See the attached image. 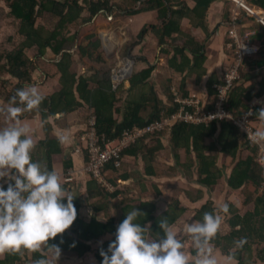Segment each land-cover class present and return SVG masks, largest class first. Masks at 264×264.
<instances>
[{
  "label": "trees",
  "instance_id": "trees-1",
  "mask_svg": "<svg viewBox=\"0 0 264 264\" xmlns=\"http://www.w3.org/2000/svg\"><path fill=\"white\" fill-rule=\"evenodd\" d=\"M5 1L10 8L8 17L13 18V23L17 26V33L20 36V40L13 43V49H0V77L4 78L9 75L16 81L12 89L9 88L7 100L17 88L35 84L33 75L38 70L47 50L55 57V60H58L55 64L61 75L62 89L51 97H44L39 104L38 108L44 119L55 117L58 114L73 113L85 105L86 110L91 112L87 118L90 116L96 118L97 134L101 138L119 140L128 129H133L135 126L146 127L153 122L163 121L178 114L182 107L176 103L177 96L174 90H179L180 97L188 98V93H186L188 80L196 76L197 80L201 81L202 75L207 74L204 66L208 60L207 43L212 33L206 19L216 0H190L195 4L194 7L189 5L188 0ZM176 1L177 3H175ZM246 2L264 11V0H246ZM105 12L107 15H112L114 19L157 13V23L146 25L138 36V41L131 45L128 51L132 52L148 37H153L158 41L163 54L171 55L170 68L174 73L185 75V79L179 84L175 81V76H171L164 91L168 99L167 102L159 98L154 88L147 91L146 83L155 71L153 68L145 69L144 72L131 77V97L127 100L124 98L127 92L124 85L120 86L117 91L112 90L109 70L103 74L100 72L97 76L89 79L77 78L76 74L70 72L75 57L74 52H72L74 49H76V54L80 53L88 58L97 56L96 60L101 61L100 38L95 32L82 37L81 28L82 24L92 26L94 18ZM243 12L247 14L246 11ZM44 14L58 18L52 30L37 25V20ZM231 15L232 10L229 8L226 14V22L229 24L232 22ZM249 17V20L257 19L253 15ZM239 18L243 17L240 16ZM186 19L192 21L193 30L201 29L205 32L206 38L203 41L185 29L183 23ZM258 26L259 29L253 32L251 36V42L257 46L258 52L245 59L244 66L247 68L241 72L240 79L230 92L229 101L226 104V110L235 119L242 117L249 111L254 112L253 121L259 119L258 109L261 107H253L252 110L253 102L264 98V76L261 73L264 71V26L261 23ZM83 39L87 45L81 44ZM31 51L36 52L35 56H29ZM232 54L234 57L233 50ZM259 69L260 71H258ZM2 81L1 84L5 92L10 84ZM90 84L96 85V89H89ZM219 85H224V81L218 77L211 78L206 85L209 96L206 112L215 109L219 94L216 87ZM140 87L146 92L144 94L139 93L138 97L134 98L133 96L132 98V94L134 95ZM75 91L82 103L74 97ZM119 105L122 106L119 107ZM189 110L193 111L190 108ZM120 114H124L123 121L116 119V115ZM168 134H171V143L175 149L179 165L190 175L198 163L199 182L210 189L221 181L224 173L229 169L227 165L220 166L221 158L224 156L232 159L233 168L228 179V185L234 190H241L246 195V202H254V208L241 215L238 208L229 205L230 232L223 234L218 229L209 243L214 244L225 255L235 258L238 264H264V191H260V187L264 183V168L256 163L259 145L257 143L249 144L245 133L240 131L234 121H215L209 125L179 121L162 132L147 135L140 139L123 152L124 158L127 154L137 156L142 154L143 157L147 158V173L153 175L154 166L152 162L155 161L156 152L164 150L162 138ZM149 140H151L152 146L146 144V141ZM40 145L44 151L43 165L53 170L52 156L63 153L60 141L47 138ZM181 149H184L187 155L185 163L180 160L179 151ZM86 160H88V153ZM107 169L115 171V173L119 172L114 163L108 164ZM125 178H128V175ZM110 180L119 186L116 180L113 178ZM249 184L253 185V192L249 190ZM87 189L88 198L86 199L82 197L81 193L72 194L77 213L73 223L63 233H58L55 237L49 238L50 243L59 245L60 252L75 254L80 258L91 253L93 242L102 238L105 239V242L95 252V257L101 261L100 249L107 250V244L114 239L116 225L133 206L141 210L142 213L137 217V220L141 225H150L153 238H158L155 236L157 233L160 236L163 235L158 224L159 219L166 218L168 226L171 228L186 212V208L179 199V195L185 192L181 188H177V195L171 197L169 209L160 214L156 201L142 200L138 206H135L133 205L134 199L128 197V192L123 188L111 192L94 179H90ZM156 192L158 195H162V191L158 187ZM186 193L196 202L204 196L203 189H200L196 196L191 191H186ZM93 196L97 197L98 200L92 204L95 212L87 221L80 214V209L88 205ZM110 209H115V216H108L106 221H102L100 212ZM214 210L217 211L215 202L210 199L197 209L195 219L198 221L203 212ZM241 237L245 238V242L242 246L236 247L234 241ZM22 249L25 250L26 248ZM30 250L33 253V261L41 256L46 257L45 246L42 252ZM12 255L14 252H8L7 259L10 260Z\"/></svg>",
  "mask_w": 264,
  "mask_h": 264
},
{
  "label": "crops",
  "instance_id": "crops-1",
  "mask_svg": "<svg viewBox=\"0 0 264 264\" xmlns=\"http://www.w3.org/2000/svg\"><path fill=\"white\" fill-rule=\"evenodd\" d=\"M229 3L230 2L228 0H216L211 10L207 14L206 21L209 25L210 32H212L211 38L207 43L208 60L206 61L204 66L207 71V74L202 75L203 79L201 81H198L197 77L194 76L193 78L189 79L186 84V93H188V98H197L203 103L202 105H204L205 108L207 106V102L209 101V96L206 89L207 83L213 77H218L222 79L225 71L229 68L233 61L232 50L229 48V43L231 42V39L229 37V31L231 28L229 27L228 31L220 30L222 29V26H229V23L226 22V14L229 9L227 6H229ZM192 4L193 5L191 6L194 7L195 4L193 2ZM240 11L241 14L239 13V15L246 19H240L241 23H239L238 32L242 36L246 35L249 31H252L251 33L253 34V32L259 29V26L255 24L253 20H249L250 15L245 14L243 12V9H240ZM98 18H100V16H98ZM156 23L157 13H146L135 17L117 18L115 22L112 21L110 23V32L106 33L107 35L112 37L113 43L116 46V52L112 56H109L104 51L101 42L100 52L102 53V59L101 61H97V56H94L92 58L84 57L80 53L76 54V49H74L72 52H74L75 57L70 72L72 74H76L77 78L83 77L89 79L93 76H97L100 72L101 74L106 73L109 65L110 67H113V64H115L118 60L130 58L135 63L133 75L137 73H142L145 69L148 68L155 69L151 78L146 83L147 91H149L150 88H154L155 92L159 95V98L164 102H167L168 99L166 98L164 91L167 82L171 78V76H175V81L179 84L182 83L185 79V75L174 73V71H172V69L170 68L169 61L172 58L171 55L163 54V50L160 48L158 41L153 37H148L141 45H139V47H136L132 52L128 51L130 49L128 47H131V45L135 44L138 41V36L140 35L144 27L148 24L153 25ZM183 24L185 29L191 31L194 36H196L197 39H199L200 41H203L206 38L205 32L201 29L193 30L191 20L186 19ZM212 26H214V29L212 28ZM242 27L243 30L244 28H246V31H243ZM129 30L133 31V33L131 32L130 35H134V37L136 38V42H131L130 37H128ZM96 34H98V32ZM101 36H98L100 40ZM249 39L251 40V37H249ZM81 44L87 45L85 39L81 41ZM257 45L259 47V44ZM255 47L257 48V46ZM32 52L34 51H31L29 53V56H32ZM110 57L112 59L109 60ZM54 58L55 57L50 53L49 55H45L43 57V60L40 62L38 70L33 75L35 85L37 86L39 92L42 94L43 97H51L59 93L62 89L61 75L55 64L56 62H58V60H55ZM246 68V66H243V71H245ZM258 71H260V69ZM261 73L264 76V71H262ZM1 78L2 77H0V79ZM2 79L10 85H8L7 91L0 94V109H4L8 105L9 99L7 100L6 98L7 93H9V91L12 89V86L16 84V81H14L9 75H6ZM130 79L128 80L129 82L127 81L128 83H124V88L127 90L124 96L125 99L131 97L130 90L132 88V85ZM7 83L5 84V86L7 85ZM96 87V85L90 84L89 89L94 90L96 89ZM145 92L146 91H143V89H141L140 87L138 88V90H136L134 95L132 94V98L133 96L134 98L138 97L137 95H140L139 93L144 94ZM74 97L77 101L82 103L76 91L74 92ZM121 106L122 105H119V107ZM252 106L256 108H264V98L254 101ZM86 109L87 107H85L84 105L83 107L78 108L73 113L67 115L58 114L55 115V117H48L44 119L42 117L40 109L36 107L32 109L33 111L31 114L29 113V111H22L21 113L17 114L18 120L15 121L20 124L29 125V134L32 136L34 143L33 149L31 151V156L32 159L37 160L42 164L44 163V151L40 143L46 140L47 138L58 139V133H64L67 135V140H65L64 142H60L61 147L63 149V153L54 154L52 156V168L57 172L63 187H65L72 194L76 192L81 193L82 197L85 199L88 198L87 185L88 181L91 178L88 175H85L84 173H78L75 175L76 178L73 182L67 183L65 181V177L68 175L69 172L83 171L88 161L86 160L87 148L85 142L82 141V135L84 133L83 131H85L89 124V122L87 121L89 120V118H87V116L91 114V112H88ZM116 119L119 120L120 118L116 117ZM123 120L124 116L122 120L119 121ZM13 122L14 121L8 118L7 113L5 111H0V127L6 126L8 123ZM256 123L257 128H264V119H256L255 124ZM170 138L171 134H168L167 138H162L165 152L168 151L167 142L171 143ZM165 139H167V142L165 141ZM150 142L151 140L146 141V144L152 146ZM162 151L156 152L155 161L152 162V165L154 166L153 175H149L147 173V158L143 157L142 154L138 156L134 154H127L125 156V163L123 164L122 168L119 169L118 173H115V171L111 170H108L107 173V180L113 183V181L110 180L111 178H113L118 182L120 187L116 186V184L113 183L117 188L124 187L126 192H131L130 197L134 199L133 205L138 206L140 204V201L142 200L156 201L159 214L164 213L169 209L170 199L171 197H173L169 192V185L167 183H164L163 185V182L168 181L170 178L167 177L164 179L162 173L163 166H161V163L159 162L161 161V158H166L170 162V166L172 167L171 169H173V166H175L173 165V162L171 160L170 152L165 153V157H163L161 156V154L163 155V153H161ZM159 156H161L160 159H157ZM175 160L176 164H178V159L176 156ZM232 164V159L230 157L225 158L223 156L221 158L220 166L224 167L227 165L229 169L224 173V176L223 178H221V181L218 182V184L215 185L212 189L200 184L197 169L198 163H196V167L192 169L193 171H191L190 175H188V173L185 171L182 177L178 179V187L185 191L179 195V199L182 202V205L186 208V212L181 216L179 221L171 227V229L175 231L178 234L179 238L182 240V244L185 245V247H183V251L187 256H189L190 260L195 255V249H193L192 246L190 247V236L183 230L188 222L197 221L195 219V216L197 213V209L201 205L205 204L210 199L214 200L217 212L221 216V223L218 229L223 234H227L231 230V227L229 225V219L231 215L229 213H224L218 210V205L220 203L227 202L229 203V205L235 206L236 208H238L241 215H244L246 212L251 211L254 208V202H246V195L242 193L241 190H234L228 185V179L231 175V171L233 168ZM68 165L69 167L67 168ZM126 175H128V178H125ZM167 175L168 174L166 173L165 176ZM115 176H118V178H115ZM0 184H3L4 187L7 186L4 181L0 182ZM163 186H165L166 189H164ZM157 187L162 191V195H158V193L156 192ZM248 188L250 191H254V187L252 184H249ZM200 189H203L204 196L197 202L194 201L186 193V191H191L196 196L198 195ZM138 191L140 192L141 196H139ZM149 192H153L156 195L151 194L150 197ZM257 196L258 194L256 195V197ZM97 200L98 198L93 196L90 199L88 205L83 206L80 209V214L87 221L90 220L91 215H94L95 210L93 209L92 204ZM105 211L107 212V214L109 213V210ZM105 211L102 210L99 214L100 219L102 221H106L107 219ZM114 211L113 209H110V213H112L111 216H115L116 211ZM104 242L105 240L103 239L101 245ZM210 245L213 249V255H215L217 259V264H238V261L235 258L225 255L221 250L217 249L214 244L210 243ZM43 248L44 245H41V248L39 250L42 252L44 251ZM8 252H14V255H12V258L10 260L7 259ZM92 253L93 251L90 254L88 253V258L92 257ZM50 254L52 253L47 251L46 257L48 259L50 258ZM60 254L67 256L66 259L62 260L63 262H65V264H82L85 260V257L80 258L75 254H68L64 252H60ZM32 256L33 253L30 249L23 250L21 248L17 251L3 250L0 251V264H34ZM60 258L57 257V264L61 263V261H59ZM91 262V264H100L99 259H97L96 257L91 259Z\"/></svg>",
  "mask_w": 264,
  "mask_h": 264
},
{
  "label": "clouds",
  "instance_id": "clouds-1",
  "mask_svg": "<svg viewBox=\"0 0 264 264\" xmlns=\"http://www.w3.org/2000/svg\"><path fill=\"white\" fill-rule=\"evenodd\" d=\"M232 1L248 15L264 22V11L257 13L246 4L242 6L239 0ZM262 21L260 23L264 26ZM233 22L229 24L230 28ZM120 60L132 63V74L127 82L133 76L135 63L130 58ZM43 98L37 86L30 84L17 88L10 96L8 105L0 109L14 121L0 127V180L7 184L6 187L0 184V251H17L21 248L39 250L44 245L53 257H58L60 247L50 243L49 238L63 233L73 223L77 214L74 196L63 187L54 169L50 170L32 159L34 143L29 134V125L15 122L18 120L17 114L38 107ZM258 117L264 119V108L258 109ZM57 138L64 142L67 135L58 133ZM249 138L253 143L264 142V128H257ZM218 210L228 213L229 203H220ZM141 213L134 206L126 212L116 225L114 239L107 244V250L100 249V264H217L209 243L221 223V216L216 210L205 211L198 221L186 224L183 231L190 236L192 248L195 249L191 260L183 251L182 240L168 226L166 218L158 220L163 235L157 233L155 236L158 238H153L150 225H141L137 220ZM244 242V237L234 241L236 247ZM34 264H53V261L41 256Z\"/></svg>",
  "mask_w": 264,
  "mask_h": 264
},
{
  "label": "built area",
  "instance_id": "built-area-1",
  "mask_svg": "<svg viewBox=\"0 0 264 264\" xmlns=\"http://www.w3.org/2000/svg\"><path fill=\"white\" fill-rule=\"evenodd\" d=\"M238 1V0H237ZM244 6L242 3H240ZM245 7V6H244ZM262 21V20H261ZM264 24V22L262 21ZM231 42L229 48L233 50L235 56L231 66L226 70L223 77L224 85L216 87L218 96L216 106L213 111L206 112V108L197 98H182L175 92L177 96L176 103L182 108L178 114L172 115L163 121H156L146 127L135 126L124 132L119 140L106 139L100 137L96 130V118L89 117L87 130L82 135V141L85 142L88 161L81 172H69L65 177L66 182H73L76 174L88 175L91 179L97 181L106 190L111 192L117 190V187L107 180V165L114 163L116 168L121 169L124 163L123 152L137 143L140 139L147 135H154L168 129L179 121H185L195 124H211L215 121H234L240 131L245 133L246 140L249 144H254L249 136L257 128L252 120L253 113L249 111L242 117L235 119L231 113L226 110V104L229 101V95L235 84L240 79L241 70L245 59L257 52V48L251 43L248 37H243L236 25V20L229 31ZM132 63L128 60H118V62L110 69L112 90L117 91L120 86L131 76ZM193 109V111H190ZM248 130V134H247ZM259 151L256 156V163L264 168V144L259 143ZM2 182V180H0ZM260 191H264V183L260 187Z\"/></svg>",
  "mask_w": 264,
  "mask_h": 264
},
{
  "label": "rangeland",
  "instance_id": "rangeland-1",
  "mask_svg": "<svg viewBox=\"0 0 264 264\" xmlns=\"http://www.w3.org/2000/svg\"><path fill=\"white\" fill-rule=\"evenodd\" d=\"M113 1H116V2H120V0H113ZM112 1V2H113ZM180 1H184V0H180ZM230 1H232V0H230ZM242 4H246V5H248L250 8H252V9H255L257 12H263V10H259L258 8H256V7H254V6H251L250 4H248L247 2H246V0H239ZM188 2H189V5H193L192 4V1H190V0H188ZM175 3H177V1L175 2ZM240 5L239 4H237L236 2H230L229 3V6H227L228 8H230L231 10H232V20L233 21H235L236 20V25H237V28H239L238 26H239V23H241V21H240V15H239V13L241 14V11H240V9H242L241 7H239ZM238 8H240V9H238ZM237 10V11H236ZM9 13H10V8H9V4L5 1V0H0V49L2 48V49H8V50H11V49H13V43L14 42H18L19 40H20V36L18 35V33H17V26L13 23V18H10V17H8V15H9ZM264 13V12H263ZM100 16V18H98V16L97 17H95L94 18V24L92 25V26H88V24H82V28H81V34H82V37H85V36H89L91 33H93V32H95V34L98 32V36H103V35H105L107 32H110V28H109V26L111 25L110 23L112 22V21H114L115 22V20L116 19H114L113 18V16L112 15H107L106 14V12L104 13V14H100L99 15ZM242 17V16H241ZM98 18V19H97ZM97 19V20H96ZM243 19H246V18H244L243 17ZM242 19V20H243ZM255 19V18H254ZM57 20H58V18H54V17H51V15L50 14H44L42 17H40L38 20H37V25H42V26H44L46 29H49V30H52L53 29V27L56 25V22H57ZM134 20V19H133ZM258 22H257V21ZM240 21V22H239ZM260 19L258 18V19H255L254 20V23L255 24H257V25H259V23H260ZM215 27H216V25H215ZM230 26H228V25H225V26H222V29H220V30H226V31H228V28H229ZM212 28L214 29V26H212ZM218 28V27H217ZM97 30V31H96ZM242 30H243V27H242ZM213 31V30H212ZM243 31H246V28H244V30ZM133 33V31H130L129 30V35H128V37H130V39H131V42H136V38L134 37V35L133 34H131L130 35V33ZM252 31H249V32H247V34L246 35H244L243 37H251L252 36V33H251ZM136 33H137V31H136ZM135 33V34H136ZM212 33V32H211ZM220 33V32H219ZM251 34V35H250ZM101 36V37H102ZM10 39H13V40H10ZM13 41V42H12ZM128 45H130V44H128ZM128 45H127V47H128ZM128 48H130V46L128 47ZM258 49V48H257ZM257 52H258V50H257ZM35 51L34 52H32V56L31 57H33V56H35ZM46 54L45 55H49V51L47 50L46 52H45ZM110 59H112L111 57L109 58V60ZM231 66V65H230ZM229 66V67H230ZM109 67H110V65H109ZM109 67H108V69L107 70H109ZM111 68V67H110ZM3 79H1V82H0V94L1 93H4V91H3V86H2V81ZM129 82V81H128ZM127 82V83H128ZM125 86V85H124ZM200 90V89H199ZM125 91H127L126 89H125ZM163 91H164V89H163ZM174 92H176L177 94H179V90H174ZM196 94V93H195ZM180 95V94H179ZM127 100V99H126ZM29 111V113L31 114L32 113V109L31 110H27V112ZM31 111V112H30ZM123 116H124V114H120V115H116V117H119L120 119L119 120H122V118H123ZM257 125V123L255 124V126ZM165 138H167V136L165 137ZM165 141L167 142V139H165ZM167 146H168V151H162L161 153H163V155L161 154V156H163V157H165V153H167V152H170V157H171V160H172V162H173V165H175V166H173V169H171L172 167L170 166V162H169V160H167L166 158H161V161L159 162V163H161V166H163L162 167V173H163V176H164V179L165 178H170L168 181H166V182H163V185H164V183H167L168 185H169V188H170V194H171V196H174V195H177V193H178V191L176 190L177 188L179 189V181H178V179H180L181 177H182V175L184 174V172H185V170L183 169V167L181 166V165H179V163L178 164H176V160H175V154H176V152H175V149L173 148V145H172V143H168L167 142ZM175 155V156H174ZM179 155H180V160L182 161V162H184L185 163V161H186V153H185V150L184 149H181L180 151H179ZM161 156H159L157 159H160V157ZM166 173L168 174L167 176H165L166 175ZM165 181V180H164ZM151 185V184H150ZM162 185V184H161ZM120 187V186H119ZM164 187V189H166V187L165 186H163ZM118 189V188H117ZM123 189H125L124 187H123ZM138 193H139V196H141L140 195V192L138 191ZM130 194H131V192L129 191L128 192V194H127V196L128 197H130ZM151 194H153V195H156L155 193H153V192H149V195H150V197H151ZM148 195V196H149ZM123 197H125V196H123ZM144 197H145V194H144ZM113 211H114V209H113ZM106 212V211H105ZM109 213L107 214V212H106V215H107V217L108 216H111L112 215V213H110V210L108 211ZM115 212V211H114ZM116 213V212H115ZM114 215V214H113ZM224 231V230H223ZM189 237V236H188ZM105 240V239H104ZM191 241V240H190ZM101 242H103V239L102 238H100L99 240H97L96 242H93V244H92V251H93V253H92V257H90V258H88V254H85V260H84V262L82 263V264H91L92 262H91V259H93L94 257H95V252H96V250H97V248L99 247V246H101ZM192 246V243L190 242V247ZM183 247H185V245H183ZM184 249V248H183ZM90 254V253H89ZM59 255H61V254H59ZM50 258L49 259H51L52 261H53V264H57L56 263V259H57V257H53V255L52 254H50V256H49ZM59 258H60V260L59 261H61V263L60 264H65V262H63L62 260H64V259H66V255H61V256H58Z\"/></svg>",
  "mask_w": 264,
  "mask_h": 264
},
{
  "label": "water",
  "instance_id": "water-1",
  "mask_svg": "<svg viewBox=\"0 0 264 264\" xmlns=\"http://www.w3.org/2000/svg\"><path fill=\"white\" fill-rule=\"evenodd\" d=\"M102 47L104 51L109 55L112 56L116 52V46L113 43L112 37L109 35H104L101 37Z\"/></svg>",
  "mask_w": 264,
  "mask_h": 264
},
{
  "label": "bare ground",
  "instance_id": "bare-ground-1",
  "mask_svg": "<svg viewBox=\"0 0 264 264\" xmlns=\"http://www.w3.org/2000/svg\"><path fill=\"white\" fill-rule=\"evenodd\" d=\"M252 9V8H251ZM257 13H261V12H257Z\"/></svg>",
  "mask_w": 264,
  "mask_h": 264
}]
</instances>
